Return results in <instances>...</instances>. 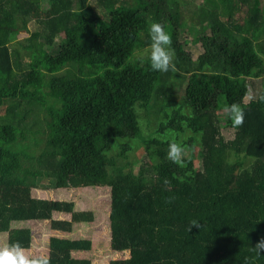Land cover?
<instances>
[{
  "label": "trees",
  "instance_id": "16d2710c",
  "mask_svg": "<svg viewBox=\"0 0 264 264\" xmlns=\"http://www.w3.org/2000/svg\"><path fill=\"white\" fill-rule=\"evenodd\" d=\"M46 1L43 9L40 0H0V231L7 232L6 246L24 249L32 242L30 228L10 227L12 221L46 219L64 235L49 234L47 255L31 258L91 264L74 255L89 250L91 240L70 234L75 224L93 221L94 212L68 197L102 187L114 232L110 247L129 252L108 264L156 262L161 259L148 253L172 256L181 248L224 253V264H253L256 256L264 263V252L253 248L264 238V0H202L184 42L177 37L185 22L176 0ZM30 21L38 29L21 39L20 51L10 44ZM152 22L171 36L167 72L153 71L147 55L135 56L150 46ZM186 42L200 45L195 58ZM173 76L184 82L181 104L143 133L142 124L157 120ZM252 78L260 79V89L245 102ZM232 105L244 113L240 125L229 116ZM222 120L234 129L230 139L222 136ZM184 131L189 136L178 144L173 135ZM134 143L142 145L144 160L128 155ZM171 143L183 149L178 163L167 156ZM130 188L153 191L147 210L133 211Z\"/></svg>",
  "mask_w": 264,
  "mask_h": 264
},
{
  "label": "rangeland",
  "instance_id": "374dc122",
  "mask_svg": "<svg viewBox=\"0 0 264 264\" xmlns=\"http://www.w3.org/2000/svg\"><path fill=\"white\" fill-rule=\"evenodd\" d=\"M148 1V0H147ZM177 3L182 8L183 12V18L185 25L180 27L177 31V37L179 41H183L187 38L190 40L191 33L190 29H194L192 26L195 23V19L191 18L190 15H199L200 13V3L202 0H176ZM161 2V1H158ZM163 3V2H161ZM40 8L45 9L47 7V1L46 0H40L39 3ZM162 8L163 6L160 5ZM153 9V8H152ZM224 10L223 8H221ZM224 11H222V16ZM182 18V20H183ZM241 18V14L239 13L238 19ZM151 19V18H149ZM21 20L17 21V25H20ZM28 30L21 29L18 34L16 35V40L12 41L10 45H15L16 47L20 48L21 51V44L20 41L22 38H26L29 36V33L32 32L35 29H38V24L30 21L27 24ZM203 33H209V30L206 29L203 31ZM19 39V41H18ZM55 47H57L55 45ZM145 47L141 50L135 51V56L138 57H144L147 55V49L149 48ZM185 50L190 53V55L195 58L200 50L201 47L199 44L191 42L185 43ZM171 51V50H170ZM172 52V51H171ZM173 58V55H172ZM99 66L92 67V70H97ZM249 81V92L244 98V101L247 102L249 98L254 97L256 93L260 89V79H248ZM183 88H184V82L179 84L178 80L173 76L171 83L167 87V90L164 95V102L157 111V120L152 122L147 127L142 124V130L143 133H148L151 130H154L157 128L158 124L161 121L166 120L165 112H168L171 114L172 110L176 108V106H179L181 104L182 96H183ZM224 111H219L220 116H224ZM224 120V119H223ZM221 121V133L224 139H230L233 137L234 129L231 127H227L224 125L225 121ZM183 135L189 136L188 131H184V133H181L178 135H173V138L177 139L178 144L180 141H182L181 137ZM134 149L128 153L129 156H131L134 160L142 161L144 160V149L140 143H134L133 144ZM194 153L197 152V146L194 147ZM186 154V153H185ZM194 164L198 165L197 158L194 159ZM106 191L107 188L102 187H88V188H82L80 190L72 191L68 198L74 200L76 202L75 207L78 209L82 208H90L94 212V220L91 222L86 223H78L75 224L72 228V232L70 236H74L76 238H88L91 240V248L86 251L82 250H74V255L76 257L80 258H90L91 264H108V261L110 259H117L122 257H127L129 255L128 250L118 252L110 247V239L112 236H114V232L108 227V220H109V214L110 212V205L106 197ZM63 193H60L62 195ZM154 193L152 190H141L137 188H130V192L128 194L129 202L133 205V211L136 212L137 210H147L148 207L145 206V203H148L147 200L151 199L153 197ZM85 197L82 198L81 197ZM67 198V197H66ZM62 213L55 212L53 214L54 217L61 216ZM66 215V214H65ZM64 216V215H62ZM186 216H189L187 214ZM183 219H185L183 217ZM157 223L153 228H156ZM162 226V224L160 223ZM10 227H27L30 228L32 233V242L31 246L29 248H24V254L30 259L31 257L36 256H45L47 255L48 250V242L47 239L50 235H64L63 232L58 230H52L49 227V221L46 219H27V220H14L11 222ZM52 232V233H51ZM50 234V235H49ZM49 235V236H48ZM68 235V234H67ZM6 240H7V232L6 231H0V248L7 247L6 246ZM188 245V244H187ZM47 249V250H46ZM189 249V245H188ZM172 253H175V255L168 256V253L164 252H150L148 254L152 255L154 258L161 259L162 261L167 260L169 258H175L169 262H165L164 264H209L213 259L214 264H224L222 260L225 258V254L221 252H217L214 255L208 256L207 254L203 253H192L191 251H182V248L178 251H174ZM226 253V252H225ZM220 257V258H219ZM182 262H179L178 261ZM156 261L149 259L148 257H144L141 259V264H161L162 261ZM253 264H264L261 262V259L256 256L254 257V263Z\"/></svg>",
  "mask_w": 264,
  "mask_h": 264
},
{
  "label": "clouds",
  "instance_id": "9594fccd",
  "mask_svg": "<svg viewBox=\"0 0 264 264\" xmlns=\"http://www.w3.org/2000/svg\"><path fill=\"white\" fill-rule=\"evenodd\" d=\"M148 33L150 47L147 49V61L150 64V68L153 71L167 72L171 65L173 55L170 51L171 36L159 22H152L148 26ZM143 58L141 57L142 60ZM228 112L235 125L243 123L244 113L237 106H230ZM182 153L183 149L179 145L171 143L167 156L174 163H178ZM192 226L200 227L195 222H193ZM253 248L258 254L264 252V238L258 240ZM0 264H48V260L45 257L29 259L19 245H12L10 247L0 248Z\"/></svg>",
  "mask_w": 264,
  "mask_h": 264
}]
</instances>
